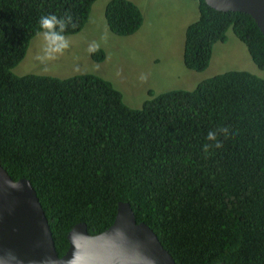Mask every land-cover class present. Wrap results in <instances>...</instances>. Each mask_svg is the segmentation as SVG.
Returning <instances> with one entry per match:
<instances>
[{"label":"trees","instance_id":"trees-1","mask_svg":"<svg viewBox=\"0 0 264 264\" xmlns=\"http://www.w3.org/2000/svg\"><path fill=\"white\" fill-rule=\"evenodd\" d=\"M94 1L0 0V166L35 191L58 257L73 225L98 234L125 202L175 264H264V36L247 14L191 0L198 18L184 29V68L203 71L230 30L263 76L224 72L192 90L148 92L136 109L95 75L11 72L42 16L70 17L64 35H74ZM103 17L118 37L142 22L127 0H109ZM89 58L102 62V50ZM222 128V147L205 151Z\"/></svg>","mask_w":264,"mask_h":264},{"label":"rangeland","instance_id":"rangeland-1","mask_svg":"<svg viewBox=\"0 0 264 264\" xmlns=\"http://www.w3.org/2000/svg\"><path fill=\"white\" fill-rule=\"evenodd\" d=\"M109 0H96L90 8L83 28L65 36L69 47L55 60L41 63L45 41L36 35L28 44L25 56L11 72L17 76L33 74L66 78L91 74L102 78L118 91L129 108H139L152 96L170 90H192L212 76L228 71H244L262 77L230 30L226 41L215 43L210 60L201 72H193L182 64L185 27L198 18L197 3L191 0H127L134 3L142 16L138 30L125 37L111 34L104 21L103 8ZM99 45L103 61L89 58V47ZM12 73V74H13Z\"/></svg>","mask_w":264,"mask_h":264},{"label":"water","instance_id":"water-1","mask_svg":"<svg viewBox=\"0 0 264 264\" xmlns=\"http://www.w3.org/2000/svg\"><path fill=\"white\" fill-rule=\"evenodd\" d=\"M203 2L215 11L249 15L264 36V0ZM65 240L67 248L58 257L35 191L0 166V264H175L150 228L136 223L125 202H117L113 222L104 231L90 235L77 223Z\"/></svg>","mask_w":264,"mask_h":264},{"label":"clouds","instance_id":"clouds-1","mask_svg":"<svg viewBox=\"0 0 264 264\" xmlns=\"http://www.w3.org/2000/svg\"><path fill=\"white\" fill-rule=\"evenodd\" d=\"M96 1V0H95ZM94 1V2H95ZM40 32L37 33L38 36L42 35L45 41V47L43 49V55L36 57L41 63L47 61L55 60L57 54H63L64 51L69 47L67 38L64 35L66 28L71 24V18L68 17L67 20L59 19L55 15L42 16L39 20ZM73 27L75 25H72ZM99 49V45L90 46L89 53H94ZM217 132H221L225 138H227L229 129L222 128L216 129L215 131H210L207 134V139L209 141L215 142L214 145H205L204 150L207 151L209 147L214 146L215 148H221L222 143L217 140Z\"/></svg>","mask_w":264,"mask_h":264}]
</instances>
